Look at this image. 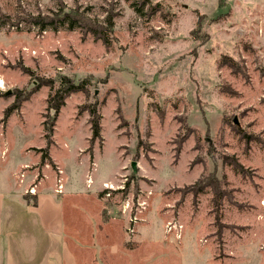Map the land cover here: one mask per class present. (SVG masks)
<instances>
[{"label":"rangeland","instance_id":"rangeland-1","mask_svg":"<svg viewBox=\"0 0 264 264\" xmlns=\"http://www.w3.org/2000/svg\"><path fill=\"white\" fill-rule=\"evenodd\" d=\"M0 79L1 172L64 186L78 264H264V0H0Z\"/></svg>","mask_w":264,"mask_h":264},{"label":"crops","instance_id":"crops-1","mask_svg":"<svg viewBox=\"0 0 264 264\" xmlns=\"http://www.w3.org/2000/svg\"><path fill=\"white\" fill-rule=\"evenodd\" d=\"M1 170L0 264H78L65 238L64 186L55 189L48 175L37 183L39 173H25L19 181L18 164L5 177ZM31 188L35 206L25 199Z\"/></svg>","mask_w":264,"mask_h":264},{"label":"trees","instance_id":"trees-1","mask_svg":"<svg viewBox=\"0 0 264 264\" xmlns=\"http://www.w3.org/2000/svg\"><path fill=\"white\" fill-rule=\"evenodd\" d=\"M68 18V19H67ZM20 19L19 24L21 22H26L27 25L29 26L30 23L34 25L40 32H46L48 29H55L57 30L58 26H60L62 23L61 22H69V29L68 30H76L78 27H82V23L79 21L77 17H75L72 14H65L64 19L60 18H47L43 17L41 15H35L33 17H30V19ZM81 23V24H80ZM64 24V23H63ZM55 27V28H54ZM101 30V29H100ZM93 33L95 34L96 31L93 30ZM104 30H101V33H103ZM104 39V38H103ZM105 40V39H104ZM106 41V40H105ZM107 42V41H106ZM221 66V63H220ZM52 85V84H50ZM87 88V83L85 80L81 81L77 85H65L62 82V85L60 88H58L55 92V94L50 98V110H54L56 114H58L61 110V108L65 105L66 99L77 92H85ZM19 105L15 104L12 108L8 110V112H12L15 109H18ZM91 118H90V124H91V131H92V140L100 138L101 136V131H102V126H101V114L98 110V107L94 104L91 106V108L88 110ZM56 117L53 118V120L50 123H47V129L48 133L45 135V140H46V148L43 150L42 158L43 160H46L49 157V148L52 144V138H53V133H54V127L56 125ZM231 162V165H234L236 169H241L240 165L236 162L229 161ZM220 181L216 178L214 172L209 174L208 176H203L199 180H197L194 184L190 185L188 187V191L193 193V194H198L202 191H204L207 188H210L212 193L214 194V202L216 203V206H219L220 202L229 194H227V191L223 189ZM231 198V197H230ZM25 199L28 203L33 204L34 206L37 204V198L36 196H33L31 193L25 195Z\"/></svg>","mask_w":264,"mask_h":264},{"label":"built area","instance_id":"built-area-1","mask_svg":"<svg viewBox=\"0 0 264 264\" xmlns=\"http://www.w3.org/2000/svg\"><path fill=\"white\" fill-rule=\"evenodd\" d=\"M61 190H62V186H61V189H59L58 191H61ZM30 193H34V188L30 189Z\"/></svg>","mask_w":264,"mask_h":264},{"label":"bare ground","instance_id":"bare-ground-1","mask_svg":"<svg viewBox=\"0 0 264 264\" xmlns=\"http://www.w3.org/2000/svg\"><path fill=\"white\" fill-rule=\"evenodd\" d=\"M3 84V81L0 79V85H2Z\"/></svg>","mask_w":264,"mask_h":264},{"label":"water","instance_id":"water-1","mask_svg":"<svg viewBox=\"0 0 264 264\" xmlns=\"http://www.w3.org/2000/svg\"><path fill=\"white\" fill-rule=\"evenodd\" d=\"M133 167H134V165H133Z\"/></svg>","mask_w":264,"mask_h":264}]
</instances>
